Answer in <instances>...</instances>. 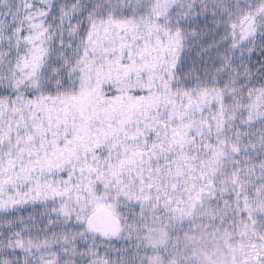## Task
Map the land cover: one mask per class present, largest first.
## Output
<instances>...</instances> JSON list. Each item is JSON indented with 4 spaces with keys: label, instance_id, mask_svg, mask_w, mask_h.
Masks as SVG:
<instances>
[{
    "label": "snow or ice",
    "instance_id": "6c2138e0",
    "mask_svg": "<svg viewBox=\"0 0 264 264\" xmlns=\"http://www.w3.org/2000/svg\"><path fill=\"white\" fill-rule=\"evenodd\" d=\"M0 264H264V0H0Z\"/></svg>",
    "mask_w": 264,
    "mask_h": 264
}]
</instances>
